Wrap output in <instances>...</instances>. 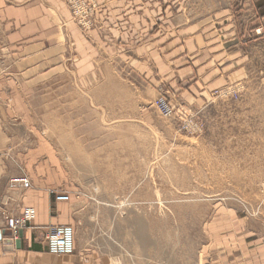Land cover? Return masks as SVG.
I'll return each mask as SVG.
<instances>
[{"label":"crops","instance_id":"0c3cea01","mask_svg":"<svg viewBox=\"0 0 264 264\" xmlns=\"http://www.w3.org/2000/svg\"><path fill=\"white\" fill-rule=\"evenodd\" d=\"M140 1L135 8L132 0H96L94 29L83 35L63 0H0V264H54L47 234L81 223L85 207L56 201L54 192H70L73 182L60 145L76 143L68 129L83 126L71 114L85 105L115 110L118 96L133 95L117 73V61L145 87L144 94L138 92L143 100L165 85L172 103L203 113L206 124L261 121L259 107L225 104L221 96L250 77L246 58L253 53L260 59L264 48L263 42L246 41L259 27L251 5L236 10L205 3L182 10L174 3L150 7ZM245 49L251 51L247 57ZM22 177L30 189L10 188L12 179ZM26 208L36 211L33 223L7 228L6 219ZM260 241L235 256L228 249L212 253V262L264 264Z\"/></svg>","mask_w":264,"mask_h":264},{"label":"rangeland","instance_id":"374dc122","mask_svg":"<svg viewBox=\"0 0 264 264\" xmlns=\"http://www.w3.org/2000/svg\"><path fill=\"white\" fill-rule=\"evenodd\" d=\"M63 1L72 23L88 35L96 0ZM148 1L182 10L205 3L236 10L251 5L259 27L246 41L264 43V0ZM132 2L140 7V0ZM259 52L260 59L245 49L250 77L221 95L225 104L259 107L261 121L252 126L235 119L206 124L203 113L172 103L165 85L143 100L137 76L124 61L115 63L133 95L118 96L115 110L85 105L71 114L83 126L68 129L76 143L60 145L73 182L70 192L57 191L85 210L81 223L68 224L76 233L74 254L52 255L54 264H214L217 251L235 256L259 239L264 246V48ZM160 99L172 116L162 115Z\"/></svg>","mask_w":264,"mask_h":264},{"label":"built area","instance_id":"2783aa9c","mask_svg":"<svg viewBox=\"0 0 264 264\" xmlns=\"http://www.w3.org/2000/svg\"><path fill=\"white\" fill-rule=\"evenodd\" d=\"M80 11L82 12L84 9H81ZM157 105L162 115L165 117H170L173 115V110L164 99L158 100ZM9 184L10 187L16 184L22 185L26 189H30L32 187L30 180L27 177L12 179ZM56 201L59 203H68L70 201V196L57 191ZM35 218V209L26 208L20 217L6 219L7 228L14 231L26 229L35 220ZM46 240L47 248L51 255L71 256L75 252V229L70 225L54 227L47 234Z\"/></svg>","mask_w":264,"mask_h":264},{"label":"bare ground","instance_id":"6f19581e","mask_svg":"<svg viewBox=\"0 0 264 264\" xmlns=\"http://www.w3.org/2000/svg\"><path fill=\"white\" fill-rule=\"evenodd\" d=\"M31 183V182H30ZM12 187H21V188H24V189H26L24 186H22V185H19V184H16V185H13ZM26 190H28V189H26ZM76 234V233H75Z\"/></svg>","mask_w":264,"mask_h":264}]
</instances>
